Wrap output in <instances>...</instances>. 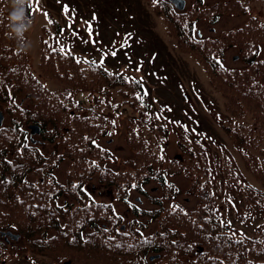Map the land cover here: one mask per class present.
Segmentation results:
<instances>
[{
  "label": "trees",
  "instance_id": "obj_1",
  "mask_svg": "<svg viewBox=\"0 0 264 264\" xmlns=\"http://www.w3.org/2000/svg\"><path fill=\"white\" fill-rule=\"evenodd\" d=\"M17 3L19 15L14 18L6 11L5 0H0V102L8 106L11 113L10 123L0 127V230L16 228L27 238L28 248L49 256V264H64L66 260H71L72 264H146L149 252L158 248L164 249L163 257L148 260L149 264H264V227L257 235L238 236L237 229L225 220L224 212L213 198L218 192L215 187L217 173L222 172L225 160L221 184L226 183L231 189L229 197L243 192L248 195V201L242 200L246 210L240 212L241 217L248 221L258 213L264 214V164L254 154L248 153L245 157L251 175L262 183L259 188L240 170L225 146L220 147L223 152L220 158H213L212 168H204L203 180L201 160L194 155L195 171L183 160L173 158L168 162L172 171H184L191 177L190 192L200 196L198 205L190 208L179 204L165 209L158 216L162 230L151 237L135 230L127 233L116 230L120 215L110 203L92 200L83 184L92 178L94 172L102 169L99 180L105 185L115 184L118 197L124 199L132 185L141 187L153 178L164 179L169 168L164 165L155 167L151 147L138 131L131 137L136 152L128 159L133 170L115 171L97 165L96 160L106 152L95 139L105 132V128L91 124L90 117L86 116L76 118L72 126L61 101L36 80L24 53L23 24L31 18V3L30 0L25 3L17 0ZM241 3L242 0H226L210 9L201 7L202 1L199 0L192 10L178 12L169 1L159 0L156 10L166 18L167 29L176 37L178 45L191 48L204 63L211 82L225 95L229 107L237 113H242L245 108L253 111L260 126L259 136L263 139L264 88L260 81L264 83V68L260 65L264 62L252 58L248 67L237 68L234 74L233 71L227 72L228 68L225 71L219 69L215 61L220 52L233 43H237L247 56V51L255 48L248 47V44L260 39L257 32L246 33L251 32L249 29L264 31V28L252 19L247 26L210 38L211 43L202 44L191 38L196 17H213L218 12L231 11L233 7L241 9ZM42 63H51L50 73L68 82L67 91L71 88L75 82V78H70L75 65L73 58L64 56L49 61L43 57ZM62 65L67 70L64 71ZM18 97L30 101L27 117ZM28 121L44 125L45 136L60 135L65 154L72 159L66 184H57L51 179L50 167L54 157L45 158L36 146L28 144L21 124ZM226 128L235 142L244 141L241 131L233 134V130ZM70 130L66 150L64 136ZM262 148L264 150V146ZM202 149L206 159L211 160L209 146L203 145ZM55 158L59 161L61 157L55 155ZM32 172L37 174L36 180L28 178ZM64 190L77 200L76 205L59 203L58 198ZM88 227L91 230L85 233ZM194 247L198 248L200 256ZM8 248L0 240V261L9 249L14 252L21 249L17 244Z\"/></svg>",
  "mask_w": 264,
  "mask_h": 264
},
{
  "label": "rangeland",
  "instance_id": "obj_2",
  "mask_svg": "<svg viewBox=\"0 0 264 264\" xmlns=\"http://www.w3.org/2000/svg\"><path fill=\"white\" fill-rule=\"evenodd\" d=\"M193 1L187 0V4L190 5ZM32 3L35 17L29 25L27 43L30 63L37 74L52 88L59 90L69 85L67 81L50 73V64L46 65L38 59L41 37L48 36L44 34L46 27L49 31H54L51 19L55 18L62 27L58 37L62 48L72 50L85 59L101 62L112 70L121 71L126 76L143 80L149 98L153 101L155 119L162 114L178 118L182 124L191 125L196 132L211 143L223 142L237 154L232 140L209 114L205 104L206 100L221 111L229 122L234 123L235 117L225 109L224 99L215 89L203 65L189 53L191 48L179 49L175 38L167 33L164 18L154 11L153 1L32 0ZM253 4V12L259 15V19L264 18V5L260 0H254ZM67 8L71 9L72 15H75L74 17L77 19L69 17ZM8 9L11 13L17 12L13 0H8ZM247 18L248 14L246 13L224 15L217 23L202 20L198 24V28L202 34L214 37V34L224 28L241 24ZM119 40L121 41L119 42ZM113 53L115 54L113 55ZM237 53L236 48L228 51L225 56L226 62L244 65L240 58L234 59L233 56ZM260 55H264V44H262ZM43 71H46L47 75L53 79L45 77L42 74ZM73 72L76 74L74 88L77 90L93 89L94 84L91 83L93 74L88 73L84 78L77 67ZM106 84L107 88H110L112 83L107 79L99 83V85ZM110 94L114 95V104L128 107L125 114H129L130 117L134 116L143 123L146 122L139 108L130 106L121 99L118 87L111 88ZM115 113L117 112L115 111ZM125 114H120L117 117V119L121 117L122 122L119 121V127L114 133L104 136L101 140L120 157L130 155V146L133 145L132 134L128 132L129 125ZM179 127L173 128L178 131ZM150 136L153 138L154 134H150ZM169 139L167 151L170 154L179 152L176 133L172 132ZM121 160L123 164V159L121 158ZM201 163L205 165L203 156ZM67 164L63 163L57 170L59 177H64ZM170 179L182 189L178 196L179 201L188 206L195 205L197 197L186 192V186L189 183L188 177L184 174H173L170 175ZM94 183L95 185L89 186L92 195L98 199L115 202L127 222L133 216V211L129 210V207H132L131 203L118 201L113 187H101L98 181ZM145 187L147 193L133 190L130 200L138 205L151 207L153 203L149 200L148 194L153 193L156 196H161L162 190L156 180L149 182ZM165 203L168 205L170 202L166 201ZM230 217L236 222L234 214H230ZM140 218L148 223L145 230L149 231L157 226V221L150 220L147 215H142ZM234 226L239 228L242 233H246L243 230L248 228L240 220L239 225ZM251 231L250 229L247 233H254ZM19 242L24 244V238L19 239ZM10 243L15 244V240ZM43 257L45 256L40 253L24 251L18 255L8 256L0 264H45L42 260Z\"/></svg>",
  "mask_w": 264,
  "mask_h": 264
},
{
  "label": "water",
  "instance_id": "obj_3",
  "mask_svg": "<svg viewBox=\"0 0 264 264\" xmlns=\"http://www.w3.org/2000/svg\"><path fill=\"white\" fill-rule=\"evenodd\" d=\"M176 2L179 4V5H183V0H176ZM3 120V114L0 112V123L2 122Z\"/></svg>",
  "mask_w": 264,
  "mask_h": 264
},
{
  "label": "clouds",
  "instance_id": "obj_4",
  "mask_svg": "<svg viewBox=\"0 0 264 264\" xmlns=\"http://www.w3.org/2000/svg\"><path fill=\"white\" fill-rule=\"evenodd\" d=\"M13 2H15V0H13ZM24 3H25V0H24ZM13 15H15L14 12L11 13L10 17L13 16Z\"/></svg>",
  "mask_w": 264,
  "mask_h": 264
},
{
  "label": "snow or ice",
  "instance_id": "obj_5",
  "mask_svg": "<svg viewBox=\"0 0 264 264\" xmlns=\"http://www.w3.org/2000/svg\"><path fill=\"white\" fill-rule=\"evenodd\" d=\"M115 53H113V55H114Z\"/></svg>",
  "mask_w": 264,
  "mask_h": 264
}]
</instances>
